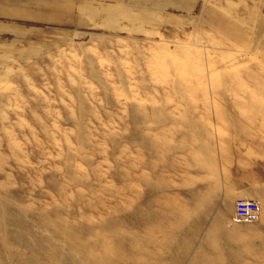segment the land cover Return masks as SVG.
<instances>
[{
    "label": "rangeland",
    "instance_id": "374dc122",
    "mask_svg": "<svg viewBox=\"0 0 264 264\" xmlns=\"http://www.w3.org/2000/svg\"><path fill=\"white\" fill-rule=\"evenodd\" d=\"M164 24L159 37L74 34L0 89V264H205L214 229L221 253L228 235L238 246L222 264H264V196L241 222L216 165L230 114L211 99L232 94L216 76L241 73L244 51ZM254 43L244 54L264 66V35Z\"/></svg>",
    "mask_w": 264,
    "mask_h": 264
},
{
    "label": "crops",
    "instance_id": "0c3cea01",
    "mask_svg": "<svg viewBox=\"0 0 264 264\" xmlns=\"http://www.w3.org/2000/svg\"><path fill=\"white\" fill-rule=\"evenodd\" d=\"M262 2L0 0V89L23 71L32 53L64 46L74 34L154 32V36L159 37L168 26L164 24L166 19L187 22L177 35L202 36L194 40L214 44L209 48L215 51L229 46L230 51L253 52L258 49L254 39L264 35V18L260 17ZM248 36L250 39L246 42ZM244 53L241 55L245 59L232 64L244 67L241 73L216 76L224 80V84L230 83L232 94H227L224 85H218L211 99L214 110L230 114L227 121L215 124V153L218 177L226 189V203L231 211L236 200L257 202L264 196V66L259 58L252 57L254 54L247 58ZM214 65L216 72L225 68H220L223 64Z\"/></svg>",
    "mask_w": 264,
    "mask_h": 264
},
{
    "label": "bare ground",
    "instance_id": "6f19581e",
    "mask_svg": "<svg viewBox=\"0 0 264 264\" xmlns=\"http://www.w3.org/2000/svg\"><path fill=\"white\" fill-rule=\"evenodd\" d=\"M57 229L58 228H55V230L54 229H52V230L56 231ZM217 231H218L217 229H214L212 231V233L210 234V236L208 238V241H207L209 247H211V249H210L211 253H213V256L216 257L217 259H215V260L212 259V258L209 259V260L206 259V263L205 264H222V260H221V256L222 255H225L226 256V255H228V253L230 252V250H233V249L234 250H237L238 249V246L233 247V245H236V244H234V242L236 240L233 237H231L230 235H228L227 236L228 237V240H227V242H224V248H223V250L221 249L222 250V253H221L220 252V248H222L221 246H223V244L222 243L221 244H215V240H214V235L217 233ZM229 243H230V245H229ZM219 245H221V246H219ZM103 254L106 257L105 251L103 252ZM92 261H93L94 264H98V260L96 258L93 257L92 258Z\"/></svg>",
    "mask_w": 264,
    "mask_h": 264
},
{
    "label": "built area",
    "instance_id": "2783aa9c",
    "mask_svg": "<svg viewBox=\"0 0 264 264\" xmlns=\"http://www.w3.org/2000/svg\"><path fill=\"white\" fill-rule=\"evenodd\" d=\"M234 210L241 222L253 223L259 219V204L256 201L246 199L236 200Z\"/></svg>",
    "mask_w": 264,
    "mask_h": 264
}]
</instances>
